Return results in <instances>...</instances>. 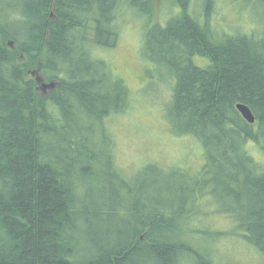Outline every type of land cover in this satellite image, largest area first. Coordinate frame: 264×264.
<instances>
[{"label":"trees","instance_id":"1","mask_svg":"<svg viewBox=\"0 0 264 264\" xmlns=\"http://www.w3.org/2000/svg\"><path fill=\"white\" fill-rule=\"evenodd\" d=\"M128 21L140 93L168 88L195 172L116 160L109 121L132 91L102 54ZM205 199L264 264V0H0V264H246L221 254Z\"/></svg>","mask_w":264,"mask_h":264},{"label":"rangeland","instance_id":"2","mask_svg":"<svg viewBox=\"0 0 264 264\" xmlns=\"http://www.w3.org/2000/svg\"><path fill=\"white\" fill-rule=\"evenodd\" d=\"M226 19L230 22L239 21L234 14H228ZM139 35L135 23L128 21L122 29L117 46L102 54L113 67L114 72L126 80L132 91L130 106L109 121L115 143L116 160L121 169L126 171H133L142 162L153 160L160 164L176 162L186 170L189 168L190 172H195L203 163L201 147L192 136L179 137L171 134L162 116L161 107L163 101L169 97L168 88H163L155 99L140 93L139 88L144 89L150 78L144 74L138 78L140 73H135L141 65L140 58L137 57ZM39 90L45 94L50 89L39 87ZM253 153L258 158H263L257 147L253 148ZM203 208L207 211L201 214V218L205 223L213 226V228L208 226V229L211 228V232L217 229L225 233L218 241L221 254L242 263L257 264L258 255L249 251L251 248L248 249L240 236L232 232L233 225L231 226L228 215L218 212L214 202L207 199ZM192 220L194 222H191L189 232L204 229L205 225L197 216L194 215Z\"/></svg>","mask_w":264,"mask_h":264},{"label":"water","instance_id":"3","mask_svg":"<svg viewBox=\"0 0 264 264\" xmlns=\"http://www.w3.org/2000/svg\"><path fill=\"white\" fill-rule=\"evenodd\" d=\"M10 46H12V43H10ZM31 74L33 76H35V80L38 83V86L41 88H46V87H52L54 86L53 83H41V78L39 75H35L34 72H31ZM236 109L239 111V113L241 114V116L243 117V119L249 123H254L255 122V117L253 115V113L251 112L250 108L243 104V103H237L236 104Z\"/></svg>","mask_w":264,"mask_h":264}]
</instances>
